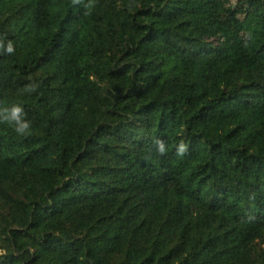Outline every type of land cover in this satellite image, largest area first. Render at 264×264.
Wrapping results in <instances>:
<instances>
[{
    "label": "trees",
    "instance_id": "16d2710c",
    "mask_svg": "<svg viewBox=\"0 0 264 264\" xmlns=\"http://www.w3.org/2000/svg\"><path fill=\"white\" fill-rule=\"evenodd\" d=\"M9 41L0 264H264V0H0Z\"/></svg>",
    "mask_w": 264,
    "mask_h": 264
},
{
    "label": "clouds",
    "instance_id": "9594fccd",
    "mask_svg": "<svg viewBox=\"0 0 264 264\" xmlns=\"http://www.w3.org/2000/svg\"><path fill=\"white\" fill-rule=\"evenodd\" d=\"M0 47H3V50L7 53L13 52V47L11 41L7 42L6 45L0 44ZM22 109L19 106L13 107L11 109V117H10V123H12L14 130L17 134H27V132L30 129V122L27 120H22L21 117L18 115V113H21ZM157 152L158 154H164L166 152V148L163 143H158L157 145ZM185 152V145L183 143H180L176 146V154L177 155H183Z\"/></svg>",
    "mask_w": 264,
    "mask_h": 264
}]
</instances>
